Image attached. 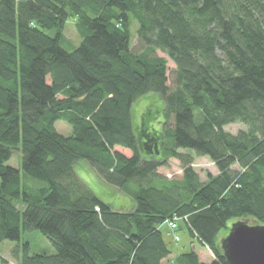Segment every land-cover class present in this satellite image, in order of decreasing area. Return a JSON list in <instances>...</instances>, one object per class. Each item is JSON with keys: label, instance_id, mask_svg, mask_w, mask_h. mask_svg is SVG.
I'll return each mask as SVG.
<instances>
[{"label": "trees", "instance_id": "1", "mask_svg": "<svg viewBox=\"0 0 264 264\" xmlns=\"http://www.w3.org/2000/svg\"><path fill=\"white\" fill-rule=\"evenodd\" d=\"M71 17L74 50L63 45ZM158 50L176 65L174 89ZM149 93L163 108L137 125L135 101ZM236 122L247 128L225 129ZM181 149L219 173L203 181ZM16 152L21 168L8 164ZM171 158L183 174L169 179L158 169ZM79 160L134 208L86 190ZM176 217L215 255L192 249L178 264H230L222 232L264 224V0H0V243L17 242V264H163ZM34 230L55 253L20 246Z\"/></svg>", "mask_w": 264, "mask_h": 264}, {"label": "rangeland", "instance_id": "2", "mask_svg": "<svg viewBox=\"0 0 264 264\" xmlns=\"http://www.w3.org/2000/svg\"><path fill=\"white\" fill-rule=\"evenodd\" d=\"M76 20H77L76 17H71L67 21L64 30L65 39L63 45L69 50H74L76 47L80 45L82 41V38L76 27ZM138 28H139L138 22L136 20H133L132 41H133V49L136 52H139V50H141L138 45V36H137ZM157 54L165 57L168 60V66H169L168 84L171 86L172 89H174L175 88L174 70L176 68V65L169 58V56L166 53L162 52L161 50H158ZM157 105H159L160 107H158ZM157 107L160 109L163 108V102H161V98L159 95L149 93L146 95L139 96L135 101L133 107L134 119L137 125L141 123L142 116L144 114L150 111L152 115V113H154L153 111H155V108ZM157 126L159 125L157 124ZM56 128L60 133L64 135H70L73 131L72 126L65 120H59L56 123ZM246 128L247 125L240 122L232 123L225 127L226 130L232 133H237L241 129H246ZM180 151L189 152L190 154H193L194 160L192 166L199 173L200 178L203 181H206L208 179V173H212V174L219 173V169L217 165L209 157L199 156L192 151H187L184 149H181ZM21 161H22V153L16 152L13 155V157L8 161V164L21 168ZM234 168L240 169V166L236 164L234 165ZM158 171L160 174L166 176L169 179H172L176 174L179 175L183 174V167L178 159L171 158L168 161L167 165L159 167ZM75 172L77 178L76 180H78L86 190L99 195L100 197H102L107 201L115 202L117 205H126L127 208L129 209L134 208L135 204L132 201V199L126 196V194L120 189L110 185L103 177L99 175L97 170L88 161L79 160L75 165ZM32 181L36 185H42L41 181H34V180ZM234 221L236 220H233L232 222ZM249 221L252 223H257L251 217ZM179 222H180V230L177 227L176 234L180 236V239H177L175 233L171 232L168 223L164 224L165 239L167 240V242L170 243V246L173 249V253L169 257L163 260V264H178V261L176 260V256L181 252L189 251L192 249H194L199 254V257L202 261L211 262L215 256L214 252L208 246L204 245L201 241H199L197 238H193L191 236L190 230L186 222L180 220ZM232 222L230 223V226ZM227 233L228 232L226 231L222 232L221 240ZM27 241L31 244L30 248L32 253L46 251L52 254L56 252V249L52 244V242L50 241V239L38 230H34L31 232H24L20 246L22 247V244H24ZM16 244L17 242H12V241H4L0 243V256L11 257V261L13 264H17V261L15 257L13 258V253H12V249L16 246Z\"/></svg>", "mask_w": 264, "mask_h": 264}, {"label": "water", "instance_id": "3", "mask_svg": "<svg viewBox=\"0 0 264 264\" xmlns=\"http://www.w3.org/2000/svg\"><path fill=\"white\" fill-rule=\"evenodd\" d=\"M221 246L230 264H264V224L247 219L232 222Z\"/></svg>", "mask_w": 264, "mask_h": 264}, {"label": "built area", "instance_id": "4", "mask_svg": "<svg viewBox=\"0 0 264 264\" xmlns=\"http://www.w3.org/2000/svg\"><path fill=\"white\" fill-rule=\"evenodd\" d=\"M167 223L169 224L171 232H174L175 235H176V238L180 239V236L178 234H176L177 227L179 225V218L176 217V218H173V219H169L167 221ZM173 230H175V231H173Z\"/></svg>", "mask_w": 264, "mask_h": 264}, {"label": "crops", "instance_id": "5", "mask_svg": "<svg viewBox=\"0 0 264 264\" xmlns=\"http://www.w3.org/2000/svg\"><path fill=\"white\" fill-rule=\"evenodd\" d=\"M1 258L7 260V261H8V264H13L12 261H11V257H8V256H6V257H3V256L1 257V256H0V264H3V263L1 262Z\"/></svg>", "mask_w": 264, "mask_h": 264}]
</instances>
